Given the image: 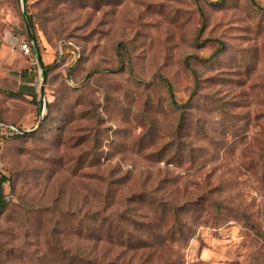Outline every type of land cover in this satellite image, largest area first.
I'll use <instances>...</instances> for the list:
<instances>
[{
	"label": "rangeland",
	"instance_id": "1",
	"mask_svg": "<svg viewBox=\"0 0 264 264\" xmlns=\"http://www.w3.org/2000/svg\"><path fill=\"white\" fill-rule=\"evenodd\" d=\"M23 1L53 62L41 120L0 89V264H264V11Z\"/></svg>",
	"mask_w": 264,
	"mask_h": 264
},
{
	"label": "crops",
	"instance_id": "2",
	"mask_svg": "<svg viewBox=\"0 0 264 264\" xmlns=\"http://www.w3.org/2000/svg\"><path fill=\"white\" fill-rule=\"evenodd\" d=\"M23 42L24 37L19 32L0 34V89L11 94H20L26 100H37L39 70L30 64L32 55L28 56L20 51L19 46ZM27 42L29 44L28 40ZM52 57L50 54L40 53L44 68L53 62Z\"/></svg>",
	"mask_w": 264,
	"mask_h": 264
},
{
	"label": "water",
	"instance_id": "3",
	"mask_svg": "<svg viewBox=\"0 0 264 264\" xmlns=\"http://www.w3.org/2000/svg\"><path fill=\"white\" fill-rule=\"evenodd\" d=\"M21 7H22L23 18H24V26H25L27 38H28V41H29V44H30V49L32 47V54L31 55H32V58L34 60L35 66L39 70V93H38V98L40 99L39 112H40V116H41L40 120H41L42 117H43L42 116L43 112H44V103H43V97H42V95H43L42 94V82H43V77H44V74H45V68L42 65L39 52H38V50H37V48L35 46L34 36H33L32 29H31L30 24H29V20L26 17L25 3H24L23 0H21ZM39 126H40V121L37 124V126L35 127V129L38 128ZM15 131L17 133H19V134H27V133L30 132V131L19 130V129L15 130ZM2 178L5 179L4 177H2Z\"/></svg>",
	"mask_w": 264,
	"mask_h": 264
},
{
	"label": "trees",
	"instance_id": "4",
	"mask_svg": "<svg viewBox=\"0 0 264 264\" xmlns=\"http://www.w3.org/2000/svg\"><path fill=\"white\" fill-rule=\"evenodd\" d=\"M221 1H222V0H219V2L216 3V4H219ZM250 2H251V4H252L253 6L256 7L257 10H259V11H264V9H262V8L259 7V6H257L253 0H250ZM216 4H215V5H216ZM28 20H29V19H28ZM29 24H30V27L32 28L31 20H29ZM216 42H217V41H216ZM220 46H221V44H219V48H220ZM48 68H49V66H46V67H45V72L47 71ZM167 90H168V94H169V97H170V101H171V103H172L174 106H176L177 104H176V102H175V100H174V96H173V93H172V89H171V86H170L169 84H167ZM4 92H5V91H4ZM5 93L8 94V95H12V96L20 97V98H23L24 100H26V99H25L24 97H22L20 94H11V93H8V92H5ZM34 100H35V99L33 98V99H31V100H28V101H34ZM0 192H1V189H0ZM1 206H2V205L0 204V207H1Z\"/></svg>",
	"mask_w": 264,
	"mask_h": 264
},
{
	"label": "built area",
	"instance_id": "5",
	"mask_svg": "<svg viewBox=\"0 0 264 264\" xmlns=\"http://www.w3.org/2000/svg\"><path fill=\"white\" fill-rule=\"evenodd\" d=\"M19 49H20V51H21L23 54L28 55V56H31V50H30V46H29L28 42H25V41H24L22 44H20ZM30 64H31L32 66L35 65V64H34V60H33L32 57H31Z\"/></svg>",
	"mask_w": 264,
	"mask_h": 264
}]
</instances>
